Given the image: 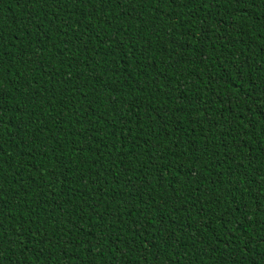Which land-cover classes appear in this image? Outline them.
<instances>
[{
  "label": "trees",
  "instance_id": "obj_1",
  "mask_svg": "<svg viewBox=\"0 0 264 264\" xmlns=\"http://www.w3.org/2000/svg\"><path fill=\"white\" fill-rule=\"evenodd\" d=\"M0 264H264V0H0Z\"/></svg>",
  "mask_w": 264,
  "mask_h": 264
},
{
  "label": "snow or ice",
  "instance_id": "obj_2",
  "mask_svg": "<svg viewBox=\"0 0 264 264\" xmlns=\"http://www.w3.org/2000/svg\"><path fill=\"white\" fill-rule=\"evenodd\" d=\"M4 95V93L3 92H0V97H2Z\"/></svg>",
  "mask_w": 264,
  "mask_h": 264
}]
</instances>
